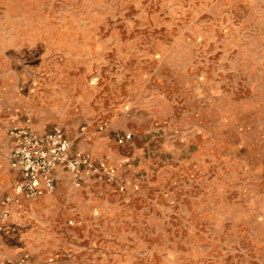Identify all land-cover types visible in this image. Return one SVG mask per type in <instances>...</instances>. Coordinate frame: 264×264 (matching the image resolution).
Wrapping results in <instances>:
<instances>
[{
    "label": "rangeland",
    "instance_id": "1",
    "mask_svg": "<svg viewBox=\"0 0 264 264\" xmlns=\"http://www.w3.org/2000/svg\"><path fill=\"white\" fill-rule=\"evenodd\" d=\"M28 120L74 150H126L108 152L131 158L141 189L107 199L89 183L99 206L75 227L81 214L59 213L68 193L51 210L22 201L0 255L264 264V0H0V203L15 178L7 130Z\"/></svg>",
    "mask_w": 264,
    "mask_h": 264
},
{
    "label": "built area",
    "instance_id": "2",
    "mask_svg": "<svg viewBox=\"0 0 264 264\" xmlns=\"http://www.w3.org/2000/svg\"><path fill=\"white\" fill-rule=\"evenodd\" d=\"M106 128L105 124L99 130L104 131ZM85 131L83 127L82 132ZM7 135L11 143L8 162L12 169L20 173L21 179L15 184L13 194L0 203V231L10 220L12 206L24 200L54 195L60 171L69 174L78 188L89 182H101L115 186L120 193H126L129 189L138 192L141 189L138 182L130 183L127 177V172L133 169L131 158L116 159L111 154L96 157L89 150H74L61 127L41 133L28 120L24 125L8 128ZM132 138V134H124L118 137V142L124 145ZM70 224L73 225V222ZM0 264L32 262L30 254L25 253L18 259L0 255Z\"/></svg>",
    "mask_w": 264,
    "mask_h": 264
},
{
    "label": "crops",
    "instance_id": "3",
    "mask_svg": "<svg viewBox=\"0 0 264 264\" xmlns=\"http://www.w3.org/2000/svg\"><path fill=\"white\" fill-rule=\"evenodd\" d=\"M125 134H128V133H125ZM127 143H129V142H127ZM113 149H115V150H113ZM108 150L114 151V152H117V150H118V152H121L122 154H127L126 150L120 151V149H117V147L114 144H109L108 140L105 138H101V139L96 140L92 150H89V151H91L96 157H100L99 153H101V151H106L103 155L111 154L112 156H114V154L108 152ZM103 155H101V156H103ZM9 167L14 172L15 178H14V183L12 185V191L7 196H10L13 194L15 184L21 179L20 173L17 172L16 170L12 169L10 164H9ZM130 171L127 172V177H128L129 182L130 183L138 182V180H133L130 178V174H129ZM67 176L70 177L69 174H67L66 172H63V171H60L58 173L59 179L57 182L56 193H59V194L68 193L71 196V197H68L69 200L67 202H65V200H63V198H62V200L66 203L67 206L63 207L61 212H59V213H61V214L63 213V215L65 213L68 215H72V214L75 215V213L78 212L79 214H81V217H77V218L70 220V222H73V225H71L73 227L80 226L82 224V222H81L82 217L88 216L89 213L92 211V208L94 206H95V208H96V206H99L97 204H91L90 202H86V200L83 199L82 191L84 190L86 185H88L90 183L91 185L87 189L92 188L91 190L97 192V194H98V196H100V198L104 197L107 199H114L111 196V194H114L117 192V189L115 188V186L105 184V183H101V182H89V183L85 184L82 188H78L76 186L73 187L71 185V183H69V180H67V178H66ZM55 194L52 196L43 197V198H45V200L38 202L35 205H32L33 208H34V206H36L37 210L38 209L43 210V208H46V210H51L52 206L55 205V203L53 204L52 202L61 200V198L60 199L59 198L53 199ZM7 196H5L4 198H6ZM43 198H41V199H43ZM98 200H100V199L99 198L96 199V201H98ZM98 208H100V207H98ZM13 209L17 210L18 207L15 206ZM110 212H112V210H110ZM77 222H81V224H77ZM25 253L26 252L20 254L17 258H11V259H18Z\"/></svg>",
    "mask_w": 264,
    "mask_h": 264
}]
</instances>
